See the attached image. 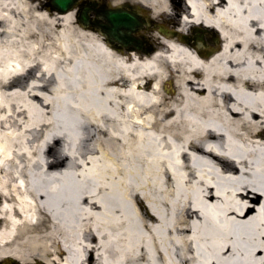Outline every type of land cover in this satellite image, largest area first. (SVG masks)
<instances>
[{"label": "bare ground", "instance_id": "6f19581e", "mask_svg": "<svg viewBox=\"0 0 264 264\" xmlns=\"http://www.w3.org/2000/svg\"><path fill=\"white\" fill-rule=\"evenodd\" d=\"M106 1L152 53L0 0V262L264 264V0Z\"/></svg>", "mask_w": 264, "mask_h": 264}, {"label": "water", "instance_id": "95a60500", "mask_svg": "<svg viewBox=\"0 0 264 264\" xmlns=\"http://www.w3.org/2000/svg\"><path fill=\"white\" fill-rule=\"evenodd\" d=\"M55 7L62 13H66L77 5V0H52ZM92 8H87L85 13L80 17V21L84 26L93 24L101 32L111 44H116L117 47L128 48L132 50H141L142 46L135 38V35L143 28L142 19L135 13H125L119 11L98 12V20L92 21L89 18V12ZM101 19V20H100ZM167 34V32L162 31Z\"/></svg>", "mask_w": 264, "mask_h": 264}, {"label": "rangeland", "instance_id": "374dc122", "mask_svg": "<svg viewBox=\"0 0 264 264\" xmlns=\"http://www.w3.org/2000/svg\"><path fill=\"white\" fill-rule=\"evenodd\" d=\"M90 0H80V2L81 3H83V2H85V3H88ZM105 2V4H107V1L106 0H104ZM146 33V32H145ZM147 34V33H146ZM153 50V49H152ZM172 81V80H171ZM0 264H5V262H0Z\"/></svg>", "mask_w": 264, "mask_h": 264}, {"label": "flooded vegetation", "instance_id": "af4514ba", "mask_svg": "<svg viewBox=\"0 0 264 264\" xmlns=\"http://www.w3.org/2000/svg\"><path fill=\"white\" fill-rule=\"evenodd\" d=\"M217 46H218V44L214 43V47H215V52L214 53H216V51L218 50Z\"/></svg>", "mask_w": 264, "mask_h": 264}]
</instances>
